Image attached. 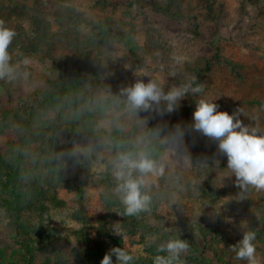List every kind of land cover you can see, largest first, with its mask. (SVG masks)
I'll list each match as a JSON object with an SVG mask.
<instances>
[{
  "label": "rangeland",
  "instance_id": "374dc122",
  "mask_svg": "<svg viewBox=\"0 0 264 264\" xmlns=\"http://www.w3.org/2000/svg\"><path fill=\"white\" fill-rule=\"evenodd\" d=\"M0 20L17 33L9 46L11 63L29 73L27 79L0 80V116L10 113L16 120V128L0 130V156L7 158L11 144L18 147L23 121L37 109L49 123L51 142L58 128L59 146L44 152L65 177L57 186L48 168L40 173L26 167L33 168L30 179L37 186L56 194V202L46 195L36 207L15 203L4 188L13 185L12 170L0 177V264H87L98 245L103 249L99 264L114 247L131 254L133 264H153L158 245L179 237L189 244L182 254L186 264H247L230 248L244 230L256 233L257 264H264V189L250 187L243 200L237 199L241 189L234 176L225 178L231 173L217 142L190 128L185 144L193 165L173 156L163 137L153 139L165 147L159 159L165 170L148 180L154 198L150 212L122 225L123 215L108 211L103 200L118 199L110 164L117 128L131 133L137 127L132 139L137 148L145 147L148 143L136 141L150 128L163 126L167 134L184 124L186 110L192 124L195 104L208 99L229 114L241 109L244 124L264 131V0H0ZM100 25L110 32L107 41H98ZM25 57L27 66L21 63ZM198 74L204 93L189 94L170 114L132 113L121 95L138 80L156 79L167 91L193 79L197 83ZM59 83H78L75 92L84 91L73 96L76 106L70 101L68 112L94 111L100 101L113 100L111 110L101 115L95 110L97 134L65 137L70 131L60 111H46L40 103L43 93L58 91ZM68 143L90 157L87 168L69 165ZM205 159L207 167H193ZM39 230L52 242H43Z\"/></svg>",
  "mask_w": 264,
  "mask_h": 264
},
{
  "label": "clouds",
  "instance_id": "9594fccd",
  "mask_svg": "<svg viewBox=\"0 0 264 264\" xmlns=\"http://www.w3.org/2000/svg\"><path fill=\"white\" fill-rule=\"evenodd\" d=\"M17 33L0 20V80L16 81L21 76L27 79L29 73L19 70V65L11 63L9 46ZM21 63L27 66L29 58L25 57ZM174 75V73H173ZM204 93V84L195 80L172 85L165 88L156 80L147 82L138 80L129 87L121 89V95L126 97V106L132 113L140 111H155L160 115L176 111L181 102L189 94ZM220 105L208 99H200L195 104L192 113L190 130L198 132L217 142L218 151L226 156L227 167L231 176L235 177V186L241 189L237 199L243 200L244 194L250 187L257 190L264 189V131L253 125H246L240 119L241 109L220 111ZM163 128H154L150 133L151 139H160L170 145L168 151L179 160L192 163V156L185 144V128L177 124L173 130L163 134ZM150 140L140 137L136 143L146 145ZM112 175L116 181L114 192L123 208V215L138 216L150 212L153 206V196L148 191L150 177L164 174L165 165L153 158L146 148L138 151H117L110 161ZM218 164V162H217ZM193 167H207L205 160L198 161ZM241 227L243 228V222ZM256 233L244 230L242 239L230 248L235 251L237 260H245L247 264H257L256 247L253 243ZM189 248L186 240L170 238L158 245L157 255L153 264H185L182 254ZM133 264L134 257L120 247L111 248L100 261V264Z\"/></svg>",
  "mask_w": 264,
  "mask_h": 264
},
{
  "label": "trees",
  "instance_id": "16d2710c",
  "mask_svg": "<svg viewBox=\"0 0 264 264\" xmlns=\"http://www.w3.org/2000/svg\"><path fill=\"white\" fill-rule=\"evenodd\" d=\"M160 10L162 8L160 7ZM103 33H101L98 36V41H107V34L110 33L106 27L103 25H100ZM93 40V37L90 41ZM129 44H133L131 40L127 41ZM198 82L201 83V75L198 74ZM61 85L58 89L51 88L50 91L45 92L42 94L43 100L40 101V103L43 102L44 107L46 108V111H49L51 109L55 111H60L62 116L64 117V121L68 126L69 134L65 137H73L74 135H77L78 137L83 135H90L94 136L96 131H94V122L97 120L96 112L101 115L102 112H107L111 110L113 100L107 99L104 101H100L96 106L93 108V110H87V109H72V111L68 112V103L72 101L74 102V106H76L75 100L73 101V96L75 95H83L84 91H78L77 93L75 90H79V84H70V86H66L64 83H59ZM117 92L113 91V96H116ZM10 113H7L5 115L0 116V130L4 134L5 129L9 130L12 128H16L14 126V115L10 117ZM30 117L27 121L21 120V118L18 120L20 123L23 121V130L20 132L22 133L20 136V142L18 147L14 146V144H11L10 151L7 154V158H2L0 156V177L4 176L5 173H10V177L12 178V186H4V188H7L11 191V196L15 198V203L21 204H28L31 205L32 202L35 204V207L37 204H40V200L46 199V195H50L51 199L53 198L54 202H56V194L50 193L52 192L49 187H41L37 186L35 182H33L35 179H30L32 177H35V175L32 173V169H27L29 164H31L34 168H38V171L42 173L44 169L48 168L50 172L55 174V177L52 179L55 181V184L57 186L63 184L65 182V177L62 171V168L60 169L58 167V164H56L55 159L51 155H46L45 149L48 148V151L51 149V147H58L60 142L57 139V129L54 132L53 137L54 140L52 142L50 139H47V134L50 132L49 123L44 121L43 119V112L40 110H33L30 111ZM5 116V117H4ZM68 116V117H67ZM72 118V121H71ZM190 118L191 114L190 111L186 110V113L184 115V124L182 125L185 129L190 128ZM72 123H74V126H72ZM61 127V125H60ZM160 126H155L150 128L147 132L148 135L146 138L150 140V142L145 146L141 148H137L135 141L132 139L131 133H137L139 132V129L135 127V129L132 130L131 133H125L123 129L117 128L113 131L111 137L114 141L112 150L116 153L119 150L123 151H138L142 148H146L148 151H150L153 155V158L160 159L161 156L164 153L165 147L158 141L153 140L149 137V133L154 129ZM163 128L165 134L166 129ZM24 131V133H23ZM189 131V130H188ZM58 132V131H57ZM68 138V139H69ZM56 139L57 142H54ZM21 143V144H20ZM36 145V148H31L30 146ZM66 146V149L68 150L67 154V162L70 166L77 168V169H85L90 164V157L86 155H80L75 150L71 149V146L68 144L64 145ZM28 148V150H27ZM10 164H8V163ZM10 183V182H9ZM45 186V185H44ZM25 189V190H24ZM28 197L29 200L26 202V198ZM103 200L106 204V207L109 210L117 211L118 213H121L123 215V208L120 204V201L118 199H115L113 196H103ZM154 201V198H153ZM22 205V206H23ZM43 208V207H42ZM45 210V209H44ZM140 215V214H139ZM138 215V216H139ZM138 216H126L123 215L122 217V225L128 226L131 221H135ZM125 227V226H124ZM127 228V227H126ZM39 235L43 242L50 241L52 242L51 237H47V233L43 230H39ZM51 239V240H50ZM103 253V249L100 245L95 247V250H91L90 253H88L87 258L88 262L87 264H99L98 259L100 258L101 254ZM186 259V258H185ZM183 259L185 264L188 259Z\"/></svg>",
  "mask_w": 264,
  "mask_h": 264
}]
</instances>
